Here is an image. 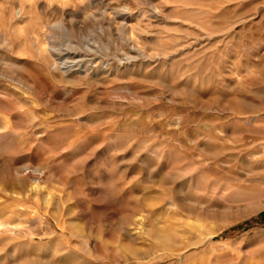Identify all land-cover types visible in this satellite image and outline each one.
<instances>
[{"label": "rangeland", "instance_id": "1", "mask_svg": "<svg viewBox=\"0 0 264 264\" xmlns=\"http://www.w3.org/2000/svg\"><path fill=\"white\" fill-rule=\"evenodd\" d=\"M0 264H264V0H0Z\"/></svg>", "mask_w": 264, "mask_h": 264}]
</instances>
